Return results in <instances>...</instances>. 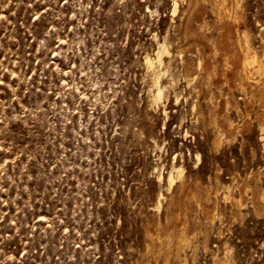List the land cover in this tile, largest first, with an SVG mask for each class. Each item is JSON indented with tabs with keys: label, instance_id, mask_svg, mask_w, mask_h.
<instances>
[{
	"label": "rangeland",
	"instance_id": "1",
	"mask_svg": "<svg viewBox=\"0 0 264 264\" xmlns=\"http://www.w3.org/2000/svg\"><path fill=\"white\" fill-rule=\"evenodd\" d=\"M0 264H264V0H0Z\"/></svg>",
	"mask_w": 264,
	"mask_h": 264
},
{
	"label": "bare ground",
	"instance_id": "2",
	"mask_svg": "<svg viewBox=\"0 0 264 264\" xmlns=\"http://www.w3.org/2000/svg\"><path fill=\"white\" fill-rule=\"evenodd\" d=\"M257 60V59H256ZM248 63V62H247ZM145 64L147 66V68H151V66L153 65L152 59L150 57H146L145 58ZM259 64V62L257 63V65ZM260 70V69H259ZM261 71V70H260ZM263 71V70H262ZM172 182V181H171ZM170 182V183H171Z\"/></svg>",
	"mask_w": 264,
	"mask_h": 264
}]
</instances>
